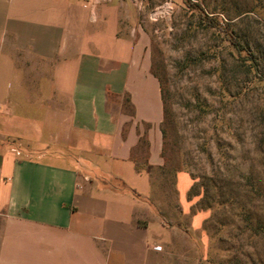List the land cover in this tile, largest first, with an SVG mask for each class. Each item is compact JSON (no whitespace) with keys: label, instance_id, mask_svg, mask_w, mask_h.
Listing matches in <instances>:
<instances>
[{"label":"crops","instance_id":"crops-1","mask_svg":"<svg viewBox=\"0 0 264 264\" xmlns=\"http://www.w3.org/2000/svg\"><path fill=\"white\" fill-rule=\"evenodd\" d=\"M136 1L0 0V264H208L138 167L164 104Z\"/></svg>","mask_w":264,"mask_h":264},{"label":"rangeland","instance_id":"rangeland-1","mask_svg":"<svg viewBox=\"0 0 264 264\" xmlns=\"http://www.w3.org/2000/svg\"><path fill=\"white\" fill-rule=\"evenodd\" d=\"M137 1L165 99L153 204L208 264H264V0H188L207 19L186 0Z\"/></svg>","mask_w":264,"mask_h":264},{"label":"trees","instance_id":"trees-1","mask_svg":"<svg viewBox=\"0 0 264 264\" xmlns=\"http://www.w3.org/2000/svg\"><path fill=\"white\" fill-rule=\"evenodd\" d=\"M186 4H188L190 7H192V9L196 10L197 12L200 13V16L204 19H207V17L205 16L203 10L199 7V6H196V5H192L188 0H186ZM214 21V20H212ZM212 28H215L216 25H212L211 26ZM230 41V43L235 47V48H238V44L236 43V38L230 36V38L228 39ZM239 53L241 54V50H239ZM242 55V54H241ZM156 76V75H155ZM157 77V76H156ZM161 95H162V99H163V104H164V94H163V90H162V87H161ZM164 117H165V110H164ZM151 169V167L149 166L148 167V172H150L149 170Z\"/></svg>","mask_w":264,"mask_h":264},{"label":"built area","instance_id":"built-area-1","mask_svg":"<svg viewBox=\"0 0 264 264\" xmlns=\"http://www.w3.org/2000/svg\"><path fill=\"white\" fill-rule=\"evenodd\" d=\"M82 1L86 2V3H91V2H96L97 0H82ZM159 15L165 16L166 14H165L164 11H162V12L159 13ZM157 249H160V248H157Z\"/></svg>","mask_w":264,"mask_h":264}]
</instances>
